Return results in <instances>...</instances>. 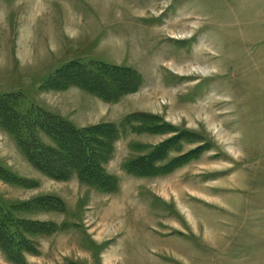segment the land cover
Instances as JSON below:
<instances>
[{
    "label": "rangeland",
    "instance_id": "374dc122",
    "mask_svg": "<svg viewBox=\"0 0 264 264\" xmlns=\"http://www.w3.org/2000/svg\"><path fill=\"white\" fill-rule=\"evenodd\" d=\"M90 61L132 71L119 99L51 83ZM5 94L77 127L124 124L94 150L117 179L97 187L50 179L0 121V208L20 241L0 230V264H264V0H0Z\"/></svg>",
    "mask_w": 264,
    "mask_h": 264
},
{
    "label": "trees",
    "instance_id": "16d2710c",
    "mask_svg": "<svg viewBox=\"0 0 264 264\" xmlns=\"http://www.w3.org/2000/svg\"><path fill=\"white\" fill-rule=\"evenodd\" d=\"M131 72L132 71L130 70L124 68L122 69L114 65L98 62L96 63L93 61H90L84 65L78 62L69 63L51 77V83L58 84L63 82L62 80H64V78H61L62 74L65 73V75H67L70 73L68 77L76 80V83L74 80H72L71 83H74L73 85L78 86L89 93L97 95L104 101L107 97L101 94L98 95L100 92L97 93L96 90H94L95 86L100 83L101 85L103 84L102 86L104 88L102 89H107L106 87H110L112 91L115 90V96L111 95V99H109V96L107 98L109 100L115 101L119 99L126 90V88H124L125 90H121L119 86L123 84L125 87V85L130 84L129 82L131 81V78H129L128 73ZM115 77H117L116 80L114 79ZM68 81L69 80L64 82L63 86L60 88L65 89L68 87L69 84L66 85ZM16 96L13 94L0 95V121L2 125H4L5 129L17 138V142L22 146L23 151H25L24 153L29 157L36 169L41 170L42 173L49 176L50 179L53 178L56 180H66L69 178V176H64L66 171H74L75 173H78L79 180L88 182V184L90 183L92 185H96L97 187L102 186V184L106 185L104 183L106 179H109L108 181H110V179H112V181L117 180L116 178L113 179L112 177L107 176V174L101 171L99 166L101 161L100 159H97L95 162L96 154L94 153V150L101 149V147H103L104 141H106L105 143L110 142V145L113 149L114 142H116L118 136H120V132L124 123L121 124L122 126L116 125V123H108L87 126V128L77 127L70 120L55 115L49 111L47 112V110H43L41 108L29 110L25 113L20 112L18 109L19 107L16 106L19 100V98ZM135 116L133 118H135ZM128 118H130V116ZM133 118H131L129 122H132ZM162 127L164 126L158 124L151 126L149 129H154L155 131L156 128ZM39 131H42V133L47 135L48 138L50 137L56 145L50 146L40 141V137L38 135ZM170 141L171 140H169L167 143H170ZM162 147L163 146L156 148L155 151L158 153ZM187 155L188 154H185L181 158ZM64 158H67V161L73 165L67 164V166H65V164H63L61 167L63 168L62 170L57 169L56 166L59 164L58 161L63 160ZM149 158L150 157L148 156L143 157L139 162H136L135 165L134 162H130L128 164V172L133 175L143 173L142 166L147 163ZM171 163V167L169 166L170 168L167 166L155 165L153 166V169L155 167V169H157L156 171H171L176 162L173 161ZM137 164L140 165L141 171L139 173L134 169H137ZM98 172L100 173V176ZM89 174H95V178H89ZM140 175L141 174H139V176ZM97 189L101 190L100 188ZM115 190L116 188L114 189L107 187L105 189V187H103L101 191L114 192ZM9 212L11 211L8 209L4 210L3 208H0V230H2L1 232L4 234H7L9 241L13 242L15 245H18L20 242L18 241L19 239L12 241V238L15 239L16 237V230L14 229L15 226L13 227L12 221L9 220ZM11 228L14 230L9 232Z\"/></svg>",
    "mask_w": 264,
    "mask_h": 264
}]
</instances>
